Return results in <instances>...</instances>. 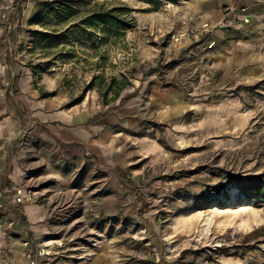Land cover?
Wrapping results in <instances>:
<instances>
[{
  "label": "rangeland",
  "instance_id": "1",
  "mask_svg": "<svg viewBox=\"0 0 264 264\" xmlns=\"http://www.w3.org/2000/svg\"><path fill=\"white\" fill-rule=\"evenodd\" d=\"M151 1L0 0V264H264V0Z\"/></svg>",
  "mask_w": 264,
  "mask_h": 264
},
{
  "label": "trees",
  "instance_id": "2",
  "mask_svg": "<svg viewBox=\"0 0 264 264\" xmlns=\"http://www.w3.org/2000/svg\"><path fill=\"white\" fill-rule=\"evenodd\" d=\"M168 2H172V0H167ZM152 3H157L155 0L151 1ZM124 9H117V8H110V10H104V11H94L90 15L86 16L84 19L80 20L81 24H84L86 26L90 27H99V29L104 33L107 31V29H113L115 32L123 31L127 28L132 27V23H125L123 20H121L120 17H118L121 12H123ZM120 12V14L116 13ZM76 13V10L73 9L71 6L64 5L62 8L58 9V18L65 19L74 16ZM74 25V24H73ZM74 25L73 27H75ZM37 35L40 36L42 40H47L49 38V34L47 33H37ZM86 36V35H85ZM93 77L92 79L95 80ZM91 81L88 85V88H91L94 81ZM128 85V81L125 76L120 75V79L116 80L114 76L110 77V80L107 84H105V92L108 91V93H112V98L118 95L120 91L125 89V87ZM104 94V92H103ZM259 179V177H257ZM247 189L250 188V186H246ZM255 190L264 191V181H261V184L258 185L255 183L253 185V188ZM264 230V226H261L259 228V231ZM254 233H257L256 231H253V233L246 234L244 239H246L248 236H253Z\"/></svg>",
  "mask_w": 264,
  "mask_h": 264
},
{
  "label": "crops",
  "instance_id": "3",
  "mask_svg": "<svg viewBox=\"0 0 264 264\" xmlns=\"http://www.w3.org/2000/svg\"><path fill=\"white\" fill-rule=\"evenodd\" d=\"M188 1V3L191 4V8L193 9V11H197L196 13L201 15V17L204 18H220L219 15V7L221 5L220 1L217 0H185ZM227 1L230 2V0H225V2L227 3ZM71 116H66L65 117V121H67V123L69 124L68 119H71V117H80L79 119L83 118L82 113L81 114H77V116H75L76 114H70ZM72 123V122H70ZM66 135H67V139L68 140H74V139H78V140H82L83 138H85V130L86 128L84 126H81V128H77L76 130H70L66 128ZM40 213L36 212V215L34 216V219H39ZM104 258L106 259V255L105 256H100L97 259L94 260V262L92 264H98V260H101L100 258Z\"/></svg>",
  "mask_w": 264,
  "mask_h": 264
},
{
  "label": "built area",
  "instance_id": "4",
  "mask_svg": "<svg viewBox=\"0 0 264 264\" xmlns=\"http://www.w3.org/2000/svg\"><path fill=\"white\" fill-rule=\"evenodd\" d=\"M246 9L243 7H240L236 14H232L230 18H223L220 21V25L223 26L225 24H229L232 21L230 19H236V20H244L247 21L246 18ZM33 195L23 192L22 190H17V194L15 196V202L16 203H22V202H33ZM24 246V258L26 264H35L37 260L43 259L44 256H46L49 252L43 251L41 248L31 247L29 242L25 240L23 242Z\"/></svg>",
  "mask_w": 264,
  "mask_h": 264
}]
</instances>
